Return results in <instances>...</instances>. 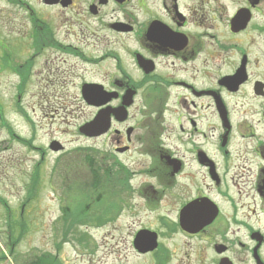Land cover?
Returning a JSON list of instances; mask_svg holds the SVG:
<instances>
[{"label":"flooded vegetation","instance_id":"obj_1","mask_svg":"<svg viewBox=\"0 0 264 264\" xmlns=\"http://www.w3.org/2000/svg\"><path fill=\"white\" fill-rule=\"evenodd\" d=\"M16 1L30 15L34 55L66 50L101 69L97 83L79 85L96 84L101 100L109 98L98 111L130 95L126 118L111 117L99 137V156L104 176L110 165L112 174L121 171L127 184L114 193L127 198L126 208L139 215L127 197L135 194L153 216L154 225L130 230L133 256L264 264V0H81L79 11L77 0H37L57 17L80 14L77 33L75 22L65 28L71 43L56 40L61 20L43 22ZM123 155L134 160L126 164ZM137 176L149 180L132 187ZM164 241L181 247L177 261Z\"/></svg>","mask_w":264,"mask_h":264},{"label":"rangeland","instance_id":"obj_2","mask_svg":"<svg viewBox=\"0 0 264 264\" xmlns=\"http://www.w3.org/2000/svg\"><path fill=\"white\" fill-rule=\"evenodd\" d=\"M22 1L40 12L43 22L61 20L64 32L59 28L55 31L58 42L74 40L65 33V28L75 22L71 31L77 33L82 22L80 14L73 13L70 18L69 14L57 17L56 11L39 6L37 0ZM81 5V0H77L73 9L79 11ZM28 19L26 9H21L16 0H0V48L6 50L3 43L8 44L9 65L14 68L23 65L21 79L9 65L2 64L0 50V198L6 201L11 219L21 221L18 217L22 210L24 221V231H14L20 240L9 256L6 211L0 205V258L1 254L6 256L1 258L5 261L0 264H26L39 261V256L45 255L56 257L59 264H154L151 258H135L128 250L130 230L136 229L142 221L150 225L155 223L137 195L127 196L135 207L137 205L139 215L135 217L123 204L127 198L118 199V193H114L113 184L117 183L118 188L122 186L123 189L127 184L121 181V171L119 177L114 172L111 174L112 190L108 194V200L120 204L119 210V206L111 203L107 212L109 205L101 202L104 198L98 192L96 216L91 222L83 218L70 230L62 226V209L73 210L79 203L77 209L84 216V208L88 205L84 194L87 195L94 186L99 188L104 174L98 155V151L104 149L102 140L85 138L78 132V128L96 113L95 108L84 104L79 85L84 80L97 83L101 69L85 66L79 57L66 50L48 52L49 49H45L34 55L27 36L30 32L27 30ZM23 29L24 33L21 32ZM5 125L23 140L31 141L33 148L11 139ZM51 143L59 144L63 151L53 152L49 149ZM120 158L126 164L134 160L133 157L126 159L125 155ZM39 161V185L33 199L25 203L31 175ZM110 166L105 172L112 171ZM146 178L135 177L132 187H137ZM166 204L159 203L157 208L161 210ZM164 243L167 249L178 253L173 256V262L177 261L181 247L169 245L170 241Z\"/></svg>","mask_w":264,"mask_h":264},{"label":"trees","instance_id":"obj_3","mask_svg":"<svg viewBox=\"0 0 264 264\" xmlns=\"http://www.w3.org/2000/svg\"><path fill=\"white\" fill-rule=\"evenodd\" d=\"M24 114V113H23ZM27 118V117H26ZM26 142V141H24ZM72 172V171H70ZM39 172L35 169V171L33 172V174L31 175V183L29 186V189H27V194H26V198H25V203L26 201H31L34 197V194H36V188L39 185ZM112 179H109V177L106 175H103V179L101 180V185L94 186L92 191L87 192V195L84 194V198L87 197L88 199V205L84 208V216L81 212V210L77 209V205L79 203L76 204V206L74 207L73 210H67V209H62L63 212V223L62 226H64L65 228H67L68 230L72 229L74 226L79 225L81 220H83V218H88L86 220H88L87 222H91L90 220L95 218V208L97 207V204L99 203L98 200V196L97 193L99 192V195H101L102 198H104L101 202H103L105 205L111 204L113 203V200H108V194L111 192L112 190V182H110ZM74 183V182H73ZM114 188L117 189L118 186L114 185ZM95 200V202H93ZM93 202V203H92ZM100 202V203H101ZM0 203L2 205H4L5 211H6V222L7 224V232H8V247L11 253H14L13 248L16 247V245L18 244L19 240H20V236L19 235H15V232L22 233L24 231V225H23V218L21 219V221H17V220H13L11 219V215H10V209L7 207L6 202L0 198ZM24 206V204H23ZM22 206V207H23ZM94 207V210H92V208ZM21 213L23 214L22 210ZM90 225H92V223H89ZM15 231V232H14ZM50 256L45 255V256H39V261H29L26 264H59L56 257L53 258H48Z\"/></svg>","mask_w":264,"mask_h":264},{"label":"water","instance_id":"obj_4","mask_svg":"<svg viewBox=\"0 0 264 264\" xmlns=\"http://www.w3.org/2000/svg\"><path fill=\"white\" fill-rule=\"evenodd\" d=\"M97 88L98 87L93 85L85 86L82 92L85 102L95 107L100 106L103 103ZM128 105H129L128 103L124 104V106H128ZM123 112H124V108L116 109L114 112L116 118L122 115ZM109 114L110 111L108 110L104 111L103 114L98 113L91 122L84 124L79 129V132L89 138L97 137L103 134L108 130L109 127V119H110ZM50 149L57 152L60 151L62 148L59 144L52 143Z\"/></svg>","mask_w":264,"mask_h":264}]
</instances>
